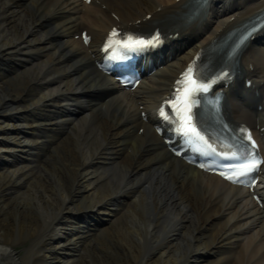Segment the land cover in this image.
<instances>
[{
	"label": "bare ground",
	"instance_id": "6f19581e",
	"mask_svg": "<svg viewBox=\"0 0 264 264\" xmlns=\"http://www.w3.org/2000/svg\"><path fill=\"white\" fill-rule=\"evenodd\" d=\"M183 1L0 0V264H264V215L248 192L172 159L141 121L139 98L86 101L115 84L75 35L88 29L100 41ZM263 8L221 0L138 96L161 99L199 48ZM33 61L39 70L27 74ZM246 62L264 81V34ZM233 99L238 118L264 126V108L249 110L239 89Z\"/></svg>",
	"mask_w": 264,
	"mask_h": 264
},
{
	"label": "snow or ice",
	"instance_id": "6c2138e0",
	"mask_svg": "<svg viewBox=\"0 0 264 264\" xmlns=\"http://www.w3.org/2000/svg\"><path fill=\"white\" fill-rule=\"evenodd\" d=\"M113 35H115V33H113ZM137 43L143 44L144 42L138 41ZM148 43L154 47L159 43V38L156 37L154 41H149ZM181 84H183V81H181ZM209 86L210 85L208 84L196 85V82L193 80L191 81L189 86H185L183 88V93L185 95V106L187 112L189 113L191 112V106L190 104L187 103L188 95L198 90H206ZM177 112L180 113L179 115L180 123H179L178 131L183 135L186 141L189 144H191L198 139L200 142L207 144V141L204 139V136L201 135L199 132H197L195 127L189 126V122L191 121L192 117L191 115L185 114V108H177ZM160 114L168 118V114L164 112L163 108L160 110ZM247 139L250 140L251 137L248 136ZM254 148H255V144L253 142L251 145H249L247 150V156H245V159L249 161L248 163L238 165L237 170L234 171L231 175H227L225 173H222V175H225L226 179L232 180L234 183L241 182L240 180L241 177H247L248 174L251 173L254 169H256V167L260 163L264 162L258 158L257 153L252 151ZM232 158L235 159L236 155L233 154Z\"/></svg>",
	"mask_w": 264,
	"mask_h": 264
},
{
	"label": "rangeland",
	"instance_id": "374dc122",
	"mask_svg": "<svg viewBox=\"0 0 264 264\" xmlns=\"http://www.w3.org/2000/svg\"><path fill=\"white\" fill-rule=\"evenodd\" d=\"M38 67H37V63L35 62V61H33V63H31V64H29V65H27L26 67H24L23 68V71H26L27 72V74H31V73H33V72H35V73H37L38 72ZM22 82V81H21ZM20 82V86L22 85V83ZM25 105H27V103L25 104ZM41 150V149H40ZM33 153H35L36 155H38L39 157H37L41 162H43V161H48V157L49 156H45V155H42L43 153H42V151H34ZM37 158H35V160H36V165H40V163H39V161H38V159ZM101 186H103V187H105L106 186V182H102L101 183ZM123 201L124 200H121L120 201V204L123 206L124 205V203H123ZM121 206V207H122ZM122 217H119L118 219H117V221H116V223H115V225L117 226V228H122V227H124V225H125V222H124V220L123 219H121Z\"/></svg>",
	"mask_w": 264,
	"mask_h": 264
}]
</instances>
